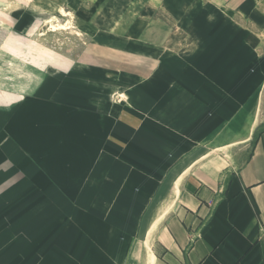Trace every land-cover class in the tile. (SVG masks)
<instances>
[{"label": "crops", "instance_id": "1", "mask_svg": "<svg viewBox=\"0 0 264 264\" xmlns=\"http://www.w3.org/2000/svg\"><path fill=\"white\" fill-rule=\"evenodd\" d=\"M42 1L86 43L0 77V264H74L80 233L124 262L157 220L171 264H264V0Z\"/></svg>", "mask_w": 264, "mask_h": 264}, {"label": "rangeland", "instance_id": "2", "mask_svg": "<svg viewBox=\"0 0 264 264\" xmlns=\"http://www.w3.org/2000/svg\"><path fill=\"white\" fill-rule=\"evenodd\" d=\"M28 7L35 12L33 15L25 11ZM23 13L25 16L28 14V17H25L28 18L26 20L28 24L21 27L22 22H19L18 18L23 16ZM74 18V14L65 8L59 9L42 0H0V61L7 63L12 61L15 67L12 71L0 68V77L25 76L26 72H29L28 75H35L37 66L45 67L46 71L47 67L53 66L58 61L79 58L85 47L86 38L81 33L82 31L77 28ZM17 32L25 33L21 35ZM21 64L26 65L28 70L17 68ZM7 87L9 86L0 85V88ZM15 87L18 88L19 86ZM262 93L263 100L259 101L258 111L264 119V86H262ZM121 97L116 92L112 94L113 100H118ZM216 155L224 156L225 153L216 152ZM159 218L162 216H158ZM14 219L19 218L14 217ZM144 224H148V220ZM160 224L161 222L158 223L156 230L154 228L156 224L153 228H142L137 231L135 236L132 235L134 230H125L126 237L122 234L123 239H119L117 245H109L113 252L114 249L118 248L114 256L118 257L119 254L123 253L124 262L122 260L105 262L83 260L82 258L87 256L86 252L89 246L83 243L84 240L80 233L77 237V260L74 261V264H149L150 253L152 258L155 255L153 264H171L165 259L166 246L158 241ZM153 230L155 232L150 236ZM112 233L110 236L113 237H110V240L118 241L116 234L113 235ZM19 235V230L14 229V236ZM14 264H38V262L36 260L29 262L18 260Z\"/></svg>", "mask_w": 264, "mask_h": 264}, {"label": "bare ground", "instance_id": "3", "mask_svg": "<svg viewBox=\"0 0 264 264\" xmlns=\"http://www.w3.org/2000/svg\"><path fill=\"white\" fill-rule=\"evenodd\" d=\"M157 223H158V221H157ZM156 223V224H157ZM155 232V230H153L152 232H151V234H150V236L153 234ZM150 241V240H149ZM152 252V251H151ZM151 257H152V255H151V253H150V255H149V264H151Z\"/></svg>", "mask_w": 264, "mask_h": 264}]
</instances>
